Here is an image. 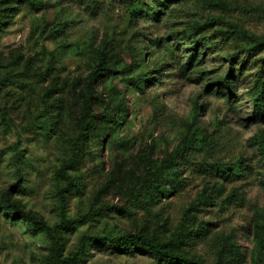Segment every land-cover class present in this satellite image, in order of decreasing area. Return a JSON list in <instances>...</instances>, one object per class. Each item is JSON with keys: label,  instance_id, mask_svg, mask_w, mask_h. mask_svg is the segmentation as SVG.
<instances>
[{"label": "rangeland", "instance_id": "374dc122", "mask_svg": "<svg viewBox=\"0 0 264 264\" xmlns=\"http://www.w3.org/2000/svg\"><path fill=\"white\" fill-rule=\"evenodd\" d=\"M0 1V198L50 226L95 213L60 234L64 255L84 234H140L216 264L218 240L231 235L236 264H264V114L254 112L264 0H96L107 17L84 0ZM256 45L258 56L243 55ZM94 74L68 187L58 171ZM155 170L165 196L143 186ZM47 247L44 232L0 208V264H45ZM77 264L165 263L93 248Z\"/></svg>", "mask_w": 264, "mask_h": 264}, {"label": "trees", "instance_id": "16d2710c", "mask_svg": "<svg viewBox=\"0 0 264 264\" xmlns=\"http://www.w3.org/2000/svg\"><path fill=\"white\" fill-rule=\"evenodd\" d=\"M87 9L91 14L97 15L100 14L104 17H107L106 13L110 10V6L104 3H99L96 0H84ZM127 2L129 5H133L136 0H121ZM14 2L19 3L21 0H14ZM1 3V1H0ZM10 10V9H7ZM8 18L7 15H4V19ZM5 23V22H3ZM207 24L203 26H198L196 31L199 34H204L206 32ZM220 35H223V32H220ZM243 55L250 57H255L260 54V46L249 47L247 51L242 52ZM103 57V55H102ZM240 58L239 54H236L235 58H232L234 63ZM264 65V56L260 57ZM103 62V58H101ZM234 69H231V72ZM94 78L90 80L88 89L83 94V103L81 116L78 121V130L76 135L70 140V151L71 158L63 162L62 167L58 171V175L64 179L67 183V186L72 185V179L68 170L76 169L81 163L83 152L82 147L87 139V135L90 132V125L92 117L90 114L91 110V98L95 79L97 74L93 75ZM225 85L228 87L230 92H233V85L229 81V78L224 79ZM256 95L254 99V112L259 115L264 114V77L258 76L256 81ZM120 111L121 115L125 114V102L122 100L120 102ZM240 162H237L236 165H239ZM217 173L224 175L226 168L224 166H219L215 169ZM167 180H162L159 174V170L150 171L147 179L144 181L145 190L153 197L157 195L165 196ZM173 189H177L173 187ZM66 191V190H64ZM62 194V191H59ZM0 208L6 211V215L12 220L26 219L35 230L44 232L48 240L47 254L45 256V264H77L80 258L85 255L89 249L101 248L108 249L114 253L120 255H127L135 257L137 255H149L156 261L165 263V264H201L198 261L185 258L181 255H178L173 252L170 248V245L160 244L155 239L146 238L140 234H125L118 236H93L89 234H84L80 236L77 246L74 251L68 255H64L62 244L60 242V234L62 232H69L73 230L77 225L85 223L87 221L93 220L96 216L95 213H87L81 216L78 219H67L63 217L59 223L50 226L44 219L38 214H26L21 205L17 202H13L10 196L5 193L0 198ZM259 245L264 249V237L259 236ZM238 244L235 236L228 235L223 239H219L217 242V251L216 264H227V263H238L241 258V253L238 249Z\"/></svg>", "mask_w": 264, "mask_h": 264}]
</instances>
